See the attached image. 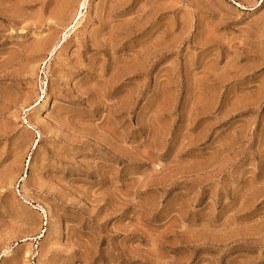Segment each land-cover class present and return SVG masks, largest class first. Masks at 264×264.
Instances as JSON below:
<instances>
[{
    "label": "rangeland",
    "instance_id": "1",
    "mask_svg": "<svg viewBox=\"0 0 264 264\" xmlns=\"http://www.w3.org/2000/svg\"><path fill=\"white\" fill-rule=\"evenodd\" d=\"M0 264H264V0H0Z\"/></svg>",
    "mask_w": 264,
    "mask_h": 264
},
{
    "label": "bare ground",
    "instance_id": "2",
    "mask_svg": "<svg viewBox=\"0 0 264 264\" xmlns=\"http://www.w3.org/2000/svg\"><path fill=\"white\" fill-rule=\"evenodd\" d=\"M65 2H68V0H64V3H65ZM237 5H238V4H237Z\"/></svg>",
    "mask_w": 264,
    "mask_h": 264
}]
</instances>
